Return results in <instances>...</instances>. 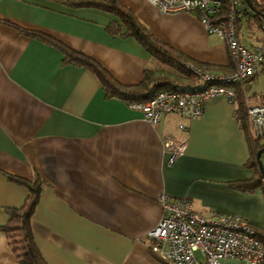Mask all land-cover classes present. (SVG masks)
Instances as JSON below:
<instances>
[{"label": "crops", "instance_id": "obj_1", "mask_svg": "<svg viewBox=\"0 0 264 264\" xmlns=\"http://www.w3.org/2000/svg\"><path fill=\"white\" fill-rule=\"evenodd\" d=\"M121 2L191 59L215 73L233 71L223 40L194 13L160 12L149 0ZM115 19L62 0H0V226L7 209L21 206L29 192L9 175L37 174L42 184L31 227L47 264H169L151 251L145 235L162 214L161 194L188 198L199 213H238L264 228L262 185H231L255 173L239 97L229 102L217 96L199 117L165 113L152 124L125 101L106 97L88 67L65 62L57 47L16 27L45 32L96 59L120 83L135 84L146 66L157 63L134 37L108 33ZM242 26L241 42L262 43ZM257 83L264 85L263 72L238 85L242 103L248 94L264 95ZM168 135L186 140L171 164L163 147ZM0 264H19L1 229ZM221 264L246 263L223 258Z\"/></svg>", "mask_w": 264, "mask_h": 264}, {"label": "built area", "instance_id": "obj_2", "mask_svg": "<svg viewBox=\"0 0 264 264\" xmlns=\"http://www.w3.org/2000/svg\"><path fill=\"white\" fill-rule=\"evenodd\" d=\"M160 12L188 11L200 19L209 32L225 43L234 69L215 73L206 65L186 61L193 73L190 83L177 89L160 90L143 102L129 106L143 113L156 124L165 113L182 118L199 117L205 103L217 96L229 102L237 100L236 85L245 79L264 73V40L254 46L241 42L237 17L245 8L244 0H149ZM247 127L254 136H264V95L248 94L243 98ZM184 130L185 123H179ZM167 163L182 155L186 140L168 135L163 141ZM264 190V175L261 177ZM162 214L145 235L151 240L149 248L171 264H221L223 258H237L246 264H263L264 242L247 218L238 213L196 212L188 198L177 200L159 196Z\"/></svg>", "mask_w": 264, "mask_h": 264}, {"label": "trees", "instance_id": "obj_3", "mask_svg": "<svg viewBox=\"0 0 264 264\" xmlns=\"http://www.w3.org/2000/svg\"><path fill=\"white\" fill-rule=\"evenodd\" d=\"M62 1L72 7H96L113 13L118 20L115 19L106 26L108 33L134 37L157 63L156 66H146L144 68L143 77L138 83L123 84L117 81L93 57L70 48L45 32L16 25L21 32L35 36L57 47L63 53L65 62L88 67L98 76L106 97H116L128 104L131 102H143L160 90L177 89L180 83L189 80L188 84L192 81L194 75L185 67L184 63L186 61L199 62L191 59L171 44L157 38L121 0ZM250 2L254 10L246 4L245 8L239 13L237 17L239 30L244 24L250 29L258 27L264 30V0H250ZM236 91L237 98H240L238 110L240 111L241 123L247 129L251 149V157L248 163L255 168V173L251 178L233 181L231 185L240 189L252 190L261 185L262 173L257 163L256 151L264 143H261V137L254 136L247 127L246 113L243 111L244 107L238 85H236ZM9 178L26 185L29 192L21 206L7 209V222L0 226V229L6 233L19 264H47L35 243L31 227V215L38 201L42 179L37 174L32 179L15 175H9ZM256 230L258 237L264 242V228H257ZM168 263L171 264L170 262Z\"/></svg>", "mask_w": 264, "mask_h": 264}, {"label": "rangeland", "instance_id": "obj_4", "mask_svg": "<svg viewBox=\"0 0 264 264\" xmlns=\"http://www.w3.org/2000/svg\"><path fill=\"white\" fill-rule=\"evenodd\" d=\"M245 27L242 26V30L244 31ZM253 34H255L257 36L256 39H254V42L255 43H260L261 41L264 40V30L263 29H260L258 27H255L253 30H252ZM264 85H261L260 83H257L255 88L260 91L261 89H263ZM260 89V90H259ZM262 91V90H261ZM261 140V143H264V136L260 138ZM261 162L263 164V167H264V151L261 153Z\"/></svg>", "mask_w": 264, "mask_h": 264}, {"label": "water", "instance_id": "obj_5", "mask_svg": "<svg viewBox=\"0 0 264 264\" xmlns=\"http://www.w3.org/2000/svg\"><path fill=\"white\" fill-rule=\"evenodd\" d=\"M244 1L246 2V4H247L252 10H254V7L252 6L250 0H244ZM263 17H264V14H263ZM263 64H264V62H263ZM263 151H264V146L258 148L257 151H256V159H257V163H258V166H259V168H260V170H261L262 175H264V167H263V164H262V162H261L260 155H261V153H262Z\"/></svg>", "mask_w": 264, "mask_h": 264}]
</instances>
